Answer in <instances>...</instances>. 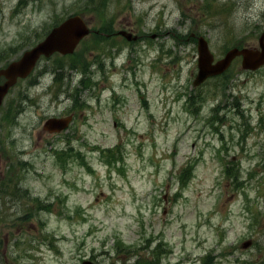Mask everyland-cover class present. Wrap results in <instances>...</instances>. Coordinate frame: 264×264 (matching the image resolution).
Returning <instances> with one entry per match:
<instances>
[{
  "label": "rangeland",
  "instance_id": "374dc122",
  "mask_svg": "<svg viewBox=\"0 0 264 264\" xmlns=\"http://www.w3.org/2000/svg\"><path fill=\"white\" fill-rule=\"evenodd\" d=\"M73 15L92 33L0 109V264H264V67L192 86L198 37L259 49L264 0H0V69Z\"/></svg>",
  "mask_w": 264,
  "mask_h": 264
},
{
  "label": "water",
  "instance_id": "95a60500",
  "mask_svg": "<svg viewBox=\"0 0 264 264\" xmlns=\"http://www.w3.org/2000/svg\"><path fill=\"white\" fill-rule=\"evenodd\" d=\"M89 32L80 16H71L53 28L43 41L25 52L20 59L11 62L5 69L0 70V79L4 78L5 80L0 83V105L9 89L15 85L17 79H24L30 75L41 56L48 58L54 53L61 55L72 54L80 40L87 36ZM119 34L128 42L138 40V37L133 36L131 33L119 32ZM258 48L239 49L234 47L229 49L222 58L215 60L208 42L203 37H198L197 74L192 86L198 88L209 79L223 75L237 58H241V68L244 71L255 72L261 69L264 67V31L259 36ZM68 124V119H51L46 122L45 129L49 133H60L66 129ZM250 245V242L244 243L243 249L249 248ZM82 264L94 263L84 261Z\"/></svg>",
  "mask_w": 264,
  "mask_h": 264
},
{
  "label": "flooded vegetation",
  "instance_id": "af4514ba",
  "mask_svg": "<svg viewBox=\"0 0 264 264\" xmlns=\"http://www.w3.org/2000/svg\"><path fill=\"white\" fill-rule=\"evenodd\" d=\"M119 32H126V31H118V32L113 33V34H100L99 32H97L96 35H99V36L103 35V37H105L107 39H109L111 37L112 38H115V37L124 38L123 36H121L119 34ZM81 42L82 41H80V43ZM78 45H77V47H78ZM51 118H57V119L65 118V119H68L69 120V124L66 127V129H64L63 131H61L58 134H61L62 132L67 131L68 128L72 125L73 121L76 120L75 116L73 115V111L69 112L67 117H51ZM5 173H6V175L3 176V180L0 181V215H2L4 213V212L1 211V205H4L5 202L9 201V203H10V201H14V199L18 198L19 196L24 198V193L21 196V191H20V189L16 185L13 184V187L10 188L11 182H10V179H9L10 176L8 175V174H10V171L9 170H6ZM12 211H13L12 212L13 213L12 214V217H17V215H16V211L17 210H13L12 209ZM18 211H19V209H18Z\"/></svg>",
  "mask_w": 264,
  "mask_h": 264
},
{
  "label": "trees",
  "instance_id": "16d2710c",
  "mask_svg": "<svg viewBox=\"0 0 264 264\" xmlns=\"http://www.w3.org/2000/svg\"><path fill=\"white\" fill-rule=\"evenodd\" d=\"M238 48V47H237ZM239 49H241V48H239ZM225 74V73H224ZM190 167V168H189ZM188 168H187V170H188V172H186V173H182L181 175H179L178 177L181 179V181L182 182H184L183 181V178L184 177H186L185 175L188 173V176H189V172H191V170H192V167H193V165L191 164L190 166H189ZM181 176V177H180ZM150 264H160V263H158V262H151Z\"/></svg>",
  "mask_w": 264,
  "mask_h": 264
}]
</instances>
